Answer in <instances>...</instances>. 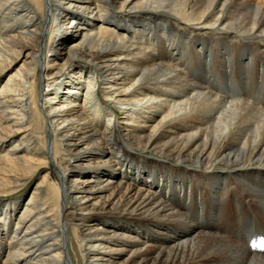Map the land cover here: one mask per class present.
<instances>
[{"label": "bare ground", "instance_id": "bare-ground-1", "mask_svg": "<svg viewBox=\"0 0 264 264\" xmlns=\"http://www.w3.org/2000/svg\"><path fill=\"white\" fill-rule=\"evenodd\" d=\"M20 59L0 264H264L196 222L264 226V0H0V77Z\"/></svg>", "mask_w": 264, "mask_h": 264}, {"label": "rangeland", "instance_id": "rangeland-1", "mask_svg": "<svg viewBox=\"0 0 264 264\" xmlns=\"http://www.w3.org/2000/svg\"><path fill=\"white\" fill-rule=\"evenodd\" d=\"M85 16H87V17H89V14L88 13H86L85 14ZM68 32H70V33H74V31H75V28H72V27H69L68 28ZM59 51H60V49H58ZM22 60L23 59H20V60H18V62L14 65V66H11L10 68L11 69H9V70H7V72L6 73H4V75H2L1 77H0V83H3L4 82V84H5V81H6V79H7V77H8V75H10V73H13L14 71H16L19 67H20V65H21V63H22ZM68 80V79H67ZM100 79H98V82L100 83ZM235 84H234V86L235 87H237V89H234V90H236V92L238 91V92H240V90L242 89V90H244V91H247V85L245 86V85H243L245 82L242 80V78L241 77H237L236 79H235V82H234ZM3 84V85H4ZM245 87V89H244V87ZM52 87H55V86H52ZM42 89V87H41V85H40V90ZM65 90H63V92H64ZM59 92V94H60V90L58 91ZM247 92H249V91H247ZM247 92L245 93V94H247ZM53 93H55V91H54V89L53 88H50V92H48V93H46L45 94V97H41L40 98V103H42V101H44L45 99H46V97L47 96H52V95H54ZM77 95H76V98H78V100H79V103L80 104H82L83 103V101H84V95H87L88 93H87V89H85V87L83 86H81V88H80V90H77ZM80 93H83V97L81 98L80 97ZM59 94H57V95H54L53 97H56V99H55V101L57 100V99H60V98H62V94L60 95V98L58 97V95ZM215 95V97L216 98H218V99H220L221 101H224V98H222V97H225L226 95L225 94H223V93H220V92H216V93H214ZM100 96H99V99L101 98V101H103L102 100V97H101V94H99ZM217 95V96H216ZM221 95V96H220ZM223 95V96H222ZM58 97V98H57ZM48 99V98H47ZM62 100V99H61ZM112 102V101H111ZM110 102V103H111ZM63 103V101H60V102H58V103H55L54 105H56V104H62ZM85 103H87V102H85ZM91 103H97L95 100H93ZM109 102H106V104H104L103 103V107H105L104 105H107V106H111V107H113L111 104H110ZM114 103H116V102H114ZM88 105L87 106H89L90 104L89 103H87ZM122 106V107H121ZM117 105V106H115L116 108L115 109H117L119 112H121V111H123V110H120L119 108L121 107V108H125L126 106H123V105ZM90 107L91 108H93V104L92 105H90ZM107 108V107H106ZM122 118V117H121ZM104 122H105V124H106V120H104ZM38 179L39 178H37V177H35L28 185H26L22 190H21V192H20V194L18 193V197H19V199H21V202H20V205H19V207H18V211H19V209L23 206L22 204H26V199H28V197L31 195V192H32V190H33V188L35 187V185L37 184V181H38ZM1 196H3V195H1ZM5 198H8V197H5ZM25 201V202H24ZM24 202V203H23ZM69 208V207H68ZM66 209H67V207H66ZM207 209H208V212H210L211 211V205H209L208 207H207ZM207 209H206V214H207ZM215 210H212V212L213 213H215L214 212ZM230 214H231V217L230 218H228L227 220L229 221V223H227L226 222V220H219V219H217V220H214L215 218H213V216H207V217H205V218H201L199 215H197L196 216V219H197V223H199V222H201V223H203V224H205V223H209V227H208V231H212V234H215V235H217V236H220L222 239H224V240H228V241H234L233 243L234 244H236L237 242L238 243H240V245L243 247L244 246V248H246L247 249V251H249V253H250V255H252L253 256V258H255V257H264V251H257V250H255V251H250L249 250V248H248V246H249V243H251V241H254L255 239H256V236L258 235L260 238H262V239H264V226L263 225H258V220H255L254 218L252 219L251 217L249 218V220L247 221V223H246V225H244V226H240L236 221H238V218H237V216H233L232 215V211L230 212ZM252 216V215H251ZM208 218H210V221L209 220H207ZM211 218H212V220H211ZM195 220V219H194ZM226 222V223H225ZM218 224H220V225H218ZM224 226H223V225ZM158 226V225H157ZM160 227V228H159ZM211 227V228H210ZM157 228H159L160 230H156V229H152L153 231H155V232H161V233H164V231L166 230V228H167V225L164 223V225H161V226H158ZM219 229V230H218ZM207 230V229H206ZM217 231V232H216ZM218 231H219V233H218ZM220 231L222 232V233H220ZM216 232V233H215ZM230 241V242H231ZM75 240L74 241H71V243H69V245L67 246V253H70V255H71V258L70 259H72V262L74 263V264H84V262H83V260H81L82 258H81V256L80 255H78V256H74L73 255V253H71V251H72V245L74 246L75 245ZM76 246V245H75ZM74 246V247H75ZM127 254V253H126ZM125 257V256H124ZM124 257H121L120 256V260L121 259H123ZM79 261V262H78ZM71 262V263H72ZM72 263V264H73Z\"/></svg>", "mask_w": 264, "mask_h": 264}]
</instances>
